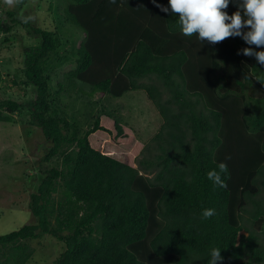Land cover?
<instances>
[{
    "label": "trees",
    "instance_id": "obj_1",
    "mask_svg": "<svg viewBox=\"0 0 264 264\" xmlns=\"http://www.w3.org/2000/svg\"><path fill=\"white\" fill-rule=\"evenodd\" d=\"M63 1L82 38L68 39L62 55V24L33 27L39 42L24 45V80L14 82L36 96L0 98V121L17 122L27 108L49 143L42 161L55 163L30 195L34 220L0 235V264H26L30 240L47 234L64 246L54 264H208L212 248L221 249L218 264H264V66L239 51L249 45L185 36L178 14L153 0ZM6 13L4 44L21 24L15 9ZM54 58L75 60L56 86ZM5 79L0 70V90ZM84 85L107 97L146 91L158 132L143 143L106 105L83 130L59 104ZM221 162L226 187L207 178ZM204 209L214 214L204 218Z\"/></svg>",
    "mask_w": 264,
    "mask_h": 264
},
{
    "label": "rangeland",
    "instance_id": "obj_2",
    "mask_svg": "<svg viewBox=\"0 0 264 264\" xmlns=\"http://www.w3.org/2000/svg\"><path fill=\"white\" fill-rule=\"evenodd\" d=\"M65 4L63 0H12L11 4L0 0V23L10 19L6 13L10 9L16 10V17L21 22L12 30V34L16 35L12 41L8 44L0 43V70L6 78L0 90V98L13 97L25 103L36 96L35 87L14 82V79L18 82L24 80V45L39 42V37L32 31L33 27L48 25V28L56 29V26L62 24L64 27L61 35L66 40L59 50L62 55L69 54L73 48V43L67 42L68 39L72 42L82 38V31L65 20ZM25 18L27 22H24ZM4 35L0 28V42ZM53 62L57 66L50 71V76L56 86L65 72L75 67V60L58 65L57 58H54ZM8 71L12 75L7 77ZM83 89L85 92L62 98L59 104L60 110L67 112L71 120L75 117L83 130L92 121L91 114L106 105L118 109L117 114L132 127L143 143H149L158 132L162 118L146 91L130 90L121 97H107L91 95L87 85ZM14 118L17 122L0 121V235L17 230L34 220L29 208L30 195L36 191L47 168L55 164L54 161H42L49 143L40 127L28 123L29 110L23 107L15 113ZM143 154L139 153L137 158H142ZM30 244L35 250L26 264H54L64 250L62 243L48 234L30 240Z\"/></svg>",
    "mask_w": 264,
    "mask_h": 264
},
{
    "label": "clouds",
    "instance_id": "obj_3",
    "mask_svg": "<svg viewBox=\"0 0 264 264\" xmlns=\"http://www.w3.org/2000/svg\"><path fill=\"white\" fill-rule=\"evenodd\" d=\"M11 4L12 0H6ZM153 3L164 13L177 16L180 32L185 36L195 34L197 38L209 44L222 42L228 37H240L249 45L241 50L245 56H254L257 63L264 66V0H168V4ZM237 6L231 15L226 11L229 4ZM24 22H27L25 18ZM255 46V47H252ZM219 172L211 170L207 173L208 180L219 187H226L221 173L227 171L225 163L218 164ZM213 209H204L202 216L209 218ZM221 249L212 248L208 264L222 261Z\"/></svg>",
    "mask_w": 264,
    "mask_h": 264
},
{
    "label": "bare ground",
    "instance_id": "obj_4",
    "mask_svg": "<svg viewBox=\"0 0 264 264\" xmlns=\"http://www.w3.org/2000/svg\"><path fill=\"white\" fill-rule=\"evenodd\" d=\"M47 60V59H46ZM99 121V120H98Z\"/></svg>",
    "mask_w": 264,
    "mask_h": 264
}]
</instances>
